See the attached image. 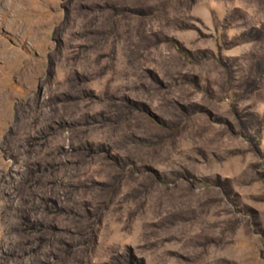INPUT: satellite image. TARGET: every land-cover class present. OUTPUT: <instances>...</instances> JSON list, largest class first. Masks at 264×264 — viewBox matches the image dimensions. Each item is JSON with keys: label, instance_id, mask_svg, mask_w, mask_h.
<instances>
[{"label": "rangeland", "instance_id": "obj_1", "mask_svg": "<svg viewBox=\"0 0 264 264\" xmlns=\"http://www.w3.org/2000/svg\"><path fill=\"white\" fill-rule=\"evenodd\" d=\"M233 263L264 264V0H0V264Z\"/></svg>", "mask_w": 264, "mask_h": 264}, {"label": "bare ground", "instance_id": "obj_2", "mask_svg": "<svg viewBox=\"0 0 264 264\" xmlns=\"http://www.w3.org/2000/svg\"><path fill=\"white\" fill-rule=\"evenodd\" d=\"M120 31V30H119ZM128 39V38H127ZM126 44V43H125ZM128 44V43H127ZM130 44V43H129ZM131 45V44H130ZM128 46H126V48H127ZM128 50V49H127ZM98 51V50H97ZM131 51V50H130ZM134 51V50H133ZM127 53V52H126ZM129 54V53H128ZM130 55V54H129ZM208 129V128H207ZM184 153V152H183ZM183 155V154H182ZM155 156V155H154ZM158 156V155H157ZM147 160V159H146ZM158 160V159H157ZM150 161V160H149ZM152 161V160H151ZM154 161V160H153ZM141 162V161H140ZM99 168V167H98ZM91 169H93V168H91ZM101 170V169H100ZM91 171H94V170H91ZM98 171V170H97ZM96 173H98V172H96ZM112 176H115V175H112ZM116 177V176H115ZM142 177V176H141ZM147 178V177H146ZM127 179V178H126ZM134 180V179H133ZM135 183V182H134ZM127 184V183H126ZM129 184V183H128ZM120 185V184H119ZM135 185V184H134ZM128 189H130V188H128ZM132 189V188H131ZM115 209V208H114ZM114 211V210H113ZM115 228V227H114ZM108 229V228H107ZM122 229V228H121ZM124 229V228H123ZM117 231V230H116ZM115 231V232H116ZM124 231V230H123ZM122 233V232H121ZM120 233V234H121ZM116 234H118V233H116ZM144 234V233H143ZM146 234V233H145ZM121 237H123V236H121ZM231 263V262H230ZM234 264V263H233Z\"/></svg>", "mask_w": 264, "mask_h": 264}]
</instances>
